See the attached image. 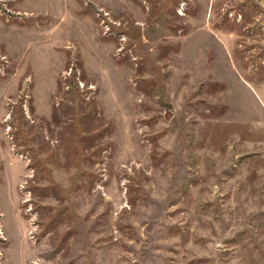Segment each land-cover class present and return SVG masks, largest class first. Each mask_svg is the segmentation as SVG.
Segmentation results:
<instances>
[{"label": "rangeland", "instance_id": "rangeland-1", "mask_svg": "<svg viewBox=\"0 0 264 264\" xmlns=\"http://www.w3.org/2000/svg\"><path fill=\"white\" fill-rule=\"evenodd\" d=\"M0 264H264V0H0Z\"/></svg>", "mask_w": 264, "mask_h": 264}]
</instances>
